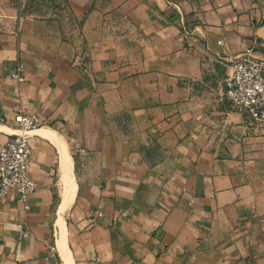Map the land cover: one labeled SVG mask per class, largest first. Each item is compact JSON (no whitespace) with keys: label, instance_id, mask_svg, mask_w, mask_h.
Wrapping results in <instances>:
<instances>
[{"label":"crops","instance_id":"1","mask_svg":"<svg viewBox=\"0 0 264 264\" xmlns=\"http://www.w3.org/2000/svg\"><path fill=\"white\" fill-rule=\"evenodd\" d=\"M249 46L257 0H0V147L43 118L0 264H264V127L225 97Z\"/></svg>","mask_w":264,"mask_h":264},{"label":"built area","instance_id":"2","mask_svg":"<svg viewBox=\"0 0 264 264\" xmlns=\"http://www.w3.org/2000/svg\"><path fill=\"white\" fill-rule=\"evenodd\" d=\"M167 2L171 4L175 0ZM178 21L181 32L187 34V13L181 8L178 9ZM9 76L25 80L21 67L11 71ZM225 97L232 108L245 113L252 125L264 127V59L257 55L254 46L247 47L234 58L233 72L225 81ZM14 121L15 132L0 147V202L9 193L16 192L28 209L29 196L38 188L30 173L31 136L43 124V118L39 112L18 107L14 111Z\"/></svg>","mask_w":264,"mask_h":264},{"label":"rangeland","instance_id":"3","mask_svg":"<svg viewBox=\"0 0 264 264\" xmlns=\"http://www.w3.org/2000/svg\"><path fill=\"white\" fill-rule=\"evenodd\" d=\"M257 6L264 11V0H257Z\"/></svg>","mask_w":264,"mask_h":264},{"label":"bare ground","instance_id":"4","mask_svg":"<svg viewBox=\"0 0 264 264\" xmlns=\"http://www.w3.org/2000/svg\"><path fill=\"white\" fill-rule=\"evenodd\" d=\"M64 155V154H63ZM64 157V156H63ZM70 158V157H69ZM71 168V167H70ZM66 171V170H65ZM67 184V183H66ZM70 185V184H69ZM76 192V191H75ZM67 193H68V191H67ZM71 194V193H70ZM71 196V195H70ZM62 247V246H61Z\"/></svg>","mask_w":264,"mask_h":264}]
</instances>
